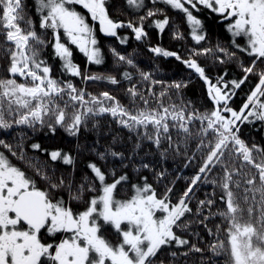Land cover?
Instances as JSON below:
<instances>
[{
  "label": "snow or ice",
  "instance_id": "obj_1",
  "mask_svg": "<svg viewBox=\"0 0 264 264\" xmlns=\"http://www.w3.org/2000/svg\"><path fill=\"white\" fill-rule=\"evenodd\" d=\"M158 3L179 10L188 25L187 36L195 45L183 55L147 40L153 26L160 33L169 29L174 39H186L182 22H173ZM150 4L126 0L137 15L120 19L110 14L109 0H34L33 14L23 0H0V50L7 60L5 75L0 76V264H218L221 256L224 264H264V145L251 137V130L249 143L242 129L253 121L264 128V0ZM202 12L219 17L227 40L218 36L211 44ZM122 30L146 42L151 53L175 57L194 70L206 85L209 106L202 105L201 111L183 96L177 97L179 103H165L188 81L156 79L159 67L140 68L136 49L125 52L107 45L114 65L124 68L120 80L111 73L88 75L75 62L72 46L88 62L101 65L104 53L97 32L126 45L129 31ZM49 47L60 62L61 77L53 75V65L43 55ZM200 58L219 66L234 62L242 74L228 79L231 73L224 68L223 74L212 76ZM65 73L84 82L126 81L129 103L107 90L93 93L78 87L62 78ZM245 84L246 98L233 107V98ZM104 114L135 132L127 154L115 150L117 136L100 151L99 132L91 143L78 140L73 153L40 142L26 148L27 133L15 131L47 129L55 135L59 126L78 137L82 128L89 129L90 120L98 130L96 118ZM143 140L154 148L141 154ZM193 141L198 142L189 155ZM197 152L202 153L199 161ZM157 155L159 159L150 158ZM169 157L173 165L178 157L184 160L175 176L164 164ZM78 159L89 170L79 169V176ZM61 162L71 171L57 167ZM189 165L194 175L184 176L185 186L178 189L177 180ZM142 171L151 175V182ZM118 187L123 197H118ZM216 217L221 222L213 231L207 222ZM194 254H199L197 261L189 259Z\"/></svg>",
  "mask_w": 264,
  "mask_h": 264
},
{
  "label": "trees",
  "instance_id": "obj_2",
  "mask_svg": "<svg viewBox=\"0 0 264 264\" xmlns=\"http://www.w3.org/2000/svg\"><path fill=\"white\" fill-rule=\"evenodd\" d=\"M111 4L110 8V14L114 17H118L120 19H129L132 18L134 15H137V13H134L127 5L126 0H109ZM23 3L26 6V11L29 12V14H33L34 10V0H23ZM149 6L150 0H149ZM157 7L164 8L167 14L173 18V22H182L180 30L186 34L185 40H177L174 39L171 35V31L166 28V30L163 33H160L158 29H156L154 26L150 29H148L149 35L147 37V40L150 41L153 45L154 44H161L162 47L169 48L172 51H180L183 55L186 49L190 46H194L195 42H193L190 38V36H187L188 32V25L186 22H184V17L182 13L179 12V10L172 9L170 6H167L163 3H158ZM86 11V10H85ZM143 12H140L139 15H142ZM33 18L35 19V15H33ZM162 18V17H158ZM200 18L205 21V26L209 30V40L211 41V44H215L216 38L219 36L223 40H227L229 38V34L226 33L223 23L219 20L218 16H210L207 12H202L200 14ZM89 22H91V19L89 17ZM98 27V22H96ZM123 31H129V41L126 45H120L118 41H116L114 38H109L105 36L103 33L97 32L100 46L102 48V51L104 53V62L101 65H96L94 63H90L87 61L86 57L83 55V53H80L78 48L75 46L73 47V53H74V59L75 62L79 63L81 65L82 70L88 74L91 75L92 73H111L113 75L117 76V79L120 80L121 77L119 73H122L124 71L123 67L117 68L114 65L113 57L111 53L108 52L107 45L109 43L113 44V46L118 47L121 51H132L133 49L137 50V63L139 64L140 68L147 71L152 68L159 67L160 71L155 76L158 80H165V81H171V80H179L184 79L188 81V84L185 88H183L179 93L173 92L172 93V100L169 101L167 98H165V103H179L178 96H183L184 100H192L196 103V107L200 108L201 111H203V107L209 106L207 103V97H206V85L203 83V81L198 77L197 74H195L194 70L189 69L187 66L183 65L180 61L176 60L175 57H164L162 55H157L154 53H151L148 49V45L146 42H138L135 40L134 35L130 33V30H122L121 34H123ZM3 40V37L0 36V41ZM205 46H210L207 42H205ZM44 56L48 57L49 63L53 65V75L57 77H61V70H60V62L58 59L52 58V49L49 47L46 49L43 53ZM200 62L205 66L206 71L212 75L215 76L217 74H223V69L227 68L231 75L228 76V79H232L233 76L241 75L242 73L236 66L234 62L226 63L223 66H219L216 64H213L211 62L210 58H200ZM7 60L2 52L0 50V76L5 75L4 68L6 66ZM130 71H134L133 69H129ZM63 79H71L74 83L77 84L78 87H86L88 91L93 93H99L102 91H110L114 95L118 97V99L121 100L124 104H128L129 100L125 93V89L128 87V83L126 81H121L119 85H112L108 82L104 81H89L84 82L81 80L80 77L72 76L71 74H63ZM139 79L138 75L134 76L133 83L136 82V80ZM248 90V84H245L241 87L240 90L237 91L236 96L233 98L234 103L232 104L233 107H238L243 103V99L245 97V93ZM156 91L159 92L160 89L157 86ZM203 105V107H202ZM153 106H155L153 104ZM71 110V109H69ZM96 120L99 123V129L93 130L92 129V123L93 121H89V129L85 131L83 128L81 132L79 133L78 137L71 136L69 133H67L64 128L59 127L57 128V132L55 135L48 133L47 129H37L35 132H33L30 129L23 128V129H15V131L23 130L27 133V141H26V148L32 143V142H40L45 146H57L63 148L65 151H73L75 153V146L77 144V141L79 140L80 143H85V141L91 143L97 139L98 132L100 134V151H103V145L110 144L112 142L113 136H117L119 139L117 143L114 145L116 151H125L127 152L131 151V149L134 146V142L136 140V134L135 132L129 131L124 126L118 124L114 118L110 116V114H104L103 116H99L96 118ZM195 127H198V123ZM195 127L193 130L195 131ZM242 129L244 132V138L248 140L249 143H252L251 137L255 138V141L257 143H260L261 145H264V128L260 127V124L258 121H253L251 124L248 122H245L244 125H242ZM151 131V129H149ZM249 130H251V137H249L248 133ZM141 132H143V128L140 129ZM172 136L173 139L177 138V133L173 129L172 130ZM4 138V137H0ZM211 138V137H209ZM198 141H193L192 146L189 149V155L192 154V150L195 148V144ZM166 146V144L164 145ZM149 148H154V146L151 144V142L147 140L142 141V148H141V154H143L144 151L148 150ZM29 152L31 154V150L29 148ZM35 155L40 156L42 159L46 158L45 154L36 151ZM202 153L197 152L196 159L199 161ZM152 159H159L158 155L156 157H150ZM117 162L119 161V158H115ZM14 163H18L22 168L25 167V165L17 160H13ZM137 163L140 161L137 159ZM165 166L168 167L172 171V175H176V170L181 169L184 160L182 157H178L175 165H173L171 158L164 162ZM57 167L60 168H67L69 171H71V166H66L62 162L57 165ZM159 167V165H157ZM77 176L81 174L79 169H83L84 171H89L88 169L84 168V161L79 160L77 161ZM215 171L219 172V167L215 168ZM131 174V173H130ZM143 175H149L150 182L152 181L151 175L146 172L142 171ZM194 175L193 166L189 165L187 169H183L182 176L179 180H177V188L181 189L185 186V181L183 179L184 176H191ZM171 179V177H169ZM155 186V185H154ZM205 189H201L199 194L200 197L203 198V191ZM207 190H211V186L209 185ZM242 193V189L240 190ZM217 193L219 195V189H217ZM125 195L124 190L118 187V197H123ZM218 195H217V201H218ZM218 206L223 207V204H220L218 201ZM215 210V209H214ZM221 222L220 217H216L214 219L209 220L207 223L209 227L213 228V231H215V225L217 223ZM223 228L227 227V224L222 225ZM199 231L202 235H204L205 240L210 242V237L208 236L206 230L203 228V226H199ZM223 238V234H222ZM191 239V237H190ZM201 247H205L204 243L200 244ZM189 259L193 261H197L199 259V254H194L193 256L189 257ZM225 257L221 256L218 258V264H224Z\"/></svg>",
  "mask_w": 264,
  "mask_h": 264
},
{
  "label": "rangeland",
  "instance_id": "obj_3",
  "mask_svg": "<svg viewBox=\"0 0 264 264\" xmlns=\"http://www.w3.org/2000/svg\"><path fill=\"white\" fill-rule=\"evenodd\" d=\"M22 27H24V25L22 24ZM18 79H20L21 81H23V77H18Z\"/></svg>",
  "mask_w": 264,
  "mask_h": 264
}]
</instances>
